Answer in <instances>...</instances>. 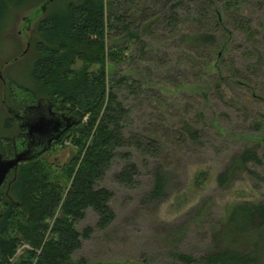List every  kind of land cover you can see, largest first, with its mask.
I'll list each match as a JSON object with an SVG mask.
<instances>
[{
	"label": "rangeland",
	"instance_id": "1",
	"mask_svg": "<svg viewBox=\"0 0 264 264\" xmlns=\"http://www.w3.org/2000/svg\"><path fill=\"white\" fill-rule=\"evenodd\" d=\"M117 1L114 9L127 15L137 34L107 28L108 38L126 45L114 65L116 76L123 75L117 99L127 109L122 135L153 138L156 149H116L97 180L111 193L107 204L113 219L99 228L94 212L85 209L74 227L90 232L71 257L104 264H172L177 251L198 258L210 247L226 203L264 200V0ZM28 11H14L0 32V127L8 116L6 104L20 113L36 98L14 86L34 56V18L23 19ZM17 130L14 124L9 131L0 128L8 141ZM243 148L255 151L258 161L217 183L216 174ZM72 152L64 139L43 156L58 167ZM121 152L136 168L128 183L114 177L124 163ZM155 166L169 179L165 196L154 205L140 200Z\"/></svg>",
	"mask_w": 264,
	"mask_h": 264
},
{
	"label": "trees",
	"instance_id": "2",
	"mask_svg": "<svg viewBox=\"0 0 264 264\" xmlns=\"http://www.w3.org/2000/svg\"><path fill=\"white\" fill-rule=\"evenodd\" d=\"M43 1L0 0V32L14 11H30ZM117 4V0H50L33 17L31 42H27L34 56L24 79L14 81V86L36 97L22 109L47 99L53 110L74 119L54 142L68 140L74 152L58 167L43 154L33 153L5 177L0 186V264H104L71 257L80 239L90 232L89 227L78 231L74 225L87 208L96 215L99 228L113 219L107 204L111 193L97 186V180L117 148L156 149L153 138L122 135L127 109L117 99L115 91L123 75L116 76L114 65L122 60L126 45L108 38L107 28L116 27L127 36L137 34L130 29L127 15L114 9ZM201 35L210 39L209 34ZM262 42L264 47V36ZM211 66L216 68L214 61ZM11 124L21 130L12 113L3 118L0 128L9 131ZM183 128L194 135L187 124ZM9 141L1 131L3 157L12 155L11 138ZM120 155L124 163L114 177L128 183L136 168L127 152ZM249 161H258L255 151L243 148L216 174L215 181L225 183ZM168 179V172L155 166L151 186L140 201L158 204L165 196ZM212 237L210 247L198 258L174 251L176 262L172 264H264V200L226 203Z\"/></svg>",
	"mask_w": 264,
	"mask_h": 264
},
{
	"label": "water",
	"instance_id": "3",
	"mask_svg": "<svg viewBox=\"0 0 264 264\" xmlns=\"http://www.w3.org/2000/svg\"><path fill=\"white\" fill-rule=\"evenodd\" d=\"M50 0H44L38 6L27 12L26 15L23 16L24 23L28 22L31 18H33L37 13L42 12L44 10L45 4ZM8 113H12L15 119V122H18L19 126H23L26 128V134L28 138H34L36 136L43 137L45 135H49V139L52 137V133L58 130L64 124V127L67 125H71L74 121L73 118L66 116L62 113H57L52 110L51 103L47 99H38L36 103L32 105H27L22 111V115L20 116L18 113L14 112L7 106H4ZM15 113L17 115H15ZM19 118V119H18ZM17 125V124H16ZM18 138V134L13 135L11 137L12 143V155L11 157H3L0 154V186L4 181L5 177L11 171L12 173L15 171L19 162L30 157L35 151H32L30 147H36L33 145L24 146L20 143L19 149L16 151L17 141H20ZM26 143V141H25ZM26 147V148H24ZM24 148V149H23ZM32 151V153H31Z\"/></svg>",
	"mask_w": 264,
	"mask_h": 264
},
{
	"label": "flooded vegetation",
	"instance_id": "4",
	"mask_svg": "<svg viewBox=\"0 0 264 264\" xmlns=\"http://www.w3.org/2000/svg\"><path fill=\"white\" fill-rule=\"evenodd\" d=\"M22 112L23 111H21L20 113L19 112H16V113H18L21 116L23 114ZM56 112L57 113H61L59 111H56ZM16 113H15V115H17ZM15 123L21 129L20 131L18 130L15 133V134H18V138L17 139L20 140V141H17V143H15L16 144V147H15L16 151L19 149L18 147L20 146V143H21L22 147L24 146V144H25V146L26 145L27 146H29V145L36 146L35 148L34 147H30V149L31 150L33 149L32 151H35L34 153H38V154H43L45 150L48 151V149L51 148L52 145H54V142L57 141L60 138L61 134H63V132H65L70 127V125L69 126L67 125L66 127H64V124H63L61 129L59 128L58 130H56L55 132H53L51 134L52 137L50 139H49V135L48 134L43 136V137L36 136V137L30 139V138H28V136L26 134V128L23 127V126H19L18 122H15ZM25 141H26V143H25ZM26 147H24V148H26ZM32 151H31V153H32ZM47 153H49V152H47Z\"/></svg>",
	"mask_w": 264,
	"mask_h": 264
}]
</instances>
